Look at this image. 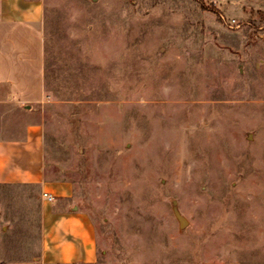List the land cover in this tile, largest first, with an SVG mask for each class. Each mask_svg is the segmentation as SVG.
Wrapping results in <instances>:
<instances>
[{
  "label": "rangeland",
  "instance_id": "obj_1",
  "mask_svg": "<svg viewBox=\"0 0 264 264\" xmlns=\"http://www.w3.org/2000/svg\"><path fill=\"white\" fill-rule=\"evenodd\" d=\"M44 1L35 114L93 264H264V0ZM42 200L0 184V264H41Z\"/></svg>",
  "mask_w": 264,
  "mask_h": 264
},
{
  "label": "crops",
  "instance_id": "obj_2",
  "mask_svg": "<svg viewBox=\"0 0 264 264\" xmlns=\"http://www.w3.org/2000/svg\"><path fill=\"white\" fill-rule=\"evenodd\" d=\"M44 0H0V111L23 114L0 127V184L32 185L43 198L41 264H93L98 261L92 218L77 208L74 184L46 162L45 126L35 114L49 97L45 82L42 27Z\"/></svg>",
  "mask_w": 264,
  "mask_h": 264
},
{
  "label": "water",
  "instance_id": "obj_3",
  "mask_svg": "<svg viewBox=\"0 0 264 264\" xmlns=\"http://www.w3.org/2000/svg\"><path fill=\"white\" fill-rule=\"evenodd\" d=\"M173 204H174V213H175L177 219L180 222L181 228L186 227L188 225V223H189L188 219L178 209L176 200L173 202Z\"/></svg>",
  "mask_w": 264,
  "mask_h": 264
},
{
  "label": "built area",
  "instance_id": "obj_4",
  "mask_svg": "<svg viewBox=\"0 0 264 264\" xmlns=\"http://www.w3.org/2000/svg\"><path fill=\"white\" fill-rule=\"evenodd\" d=\"M42 197L46 200L53 201L55 199V196L49 192H43Z\"/></svg>",
  "mask_w": 264,
  "mask_h": 264
}]
</instances>
